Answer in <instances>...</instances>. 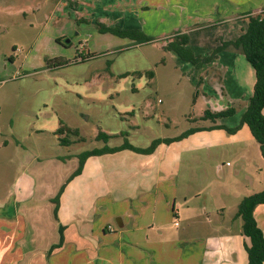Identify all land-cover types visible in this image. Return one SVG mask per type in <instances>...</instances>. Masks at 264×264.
<instances>
[{"label": "rangeland", "instance_id": "374dc122", "mask_svg": "<svg viewBox=\"0 0 264 264\" xmlns=\"http://www.w3.org/2000/svg\"><path fill=\"white\" fill-rule=\"evenodd\" d=\"M24 7L19 1L0 0V215L8 217L14 211L20 215L26 230L19 245L36 240L33 253L44 257L39 264H45V247L59 239L51 199L77 168L80 153L119 147L125 141L146 149L156 139H173L197 128L202 130L161 142L150 154L133 152L141 158L116 156L93 164H172L171 179L179 193L199 195L201 200L209 197V226H218L223 219L231 234L236 232L241 220L230 222L228 217L235 214L240 199L263 190L264 161L254 141L223 149L201 141L202 131L224 130L207 128L226 118L202 122L211 106L201 98L208 80L199 70L214 57L195 54L188 42L185 47L194 57H210L196 67L166 49L170 38L148 37L153 40L141 43L138 38L102 33L98 23L89 21L74 28L63 24L61 29L72 33L65 32L66 37L55 42L51 33L55 27L45 22L44 10H35L36 18ZM245 110L233 118L238 124L229 129L240 125ZM221 126L228 128L226 122ZM241 126L234 133L224 131L235 134ZM99 134L109 139H98ZM60 140L71 144L61 145ZM160 145L164 148L159 152ZM100 204L109 206L110 198L100 195L96 205ZM197 215L199 222H206L202 213ZM176 217L170 223L182 232L187 223H176ZM212 236L218 240V234ZM206 237L203 232L194 234L195 239ZM208 243L211 259L218 245H211L212 239ZM88 253L90 259L93 251ZM150 253L144 250L142 256L147 264L156 260Z\"/></svg>", "mask_w": 264, "mask_h": 264}, {"label": "crops", "instance_id": "0c3cea01", "mask_svg": "<svg viewBox=\"0 0 264 264\" xmlns=\"http://www.w3.org/2000/svg\"><path fill=\"white\" fill-rule=\"evenodd\" d=\"M14 1L30 9L29 13L36 18L39 15L34 13L35 10H44L45 22L55 27L51 31L55 42L66 37V29H61L65 23L74 28L78 22L89 21L117 26L121 30H139L153 39L172 40L174 34H186L189 46L202 58L211 55L221 42L237 39L247 26L246 16L264 10V0ZM23 15L27 13L23 12ZM199 73L208 80L207 85L201 87L206 93L201 98L207 106H211L207 109L211 113L228 107L235 110L232 116L216 124L225 125L226 122L228 128L234 127L238 122L235 123L233 118L247 108L253 94V68L243 54L228 48L203 64ZM262 113L264 115V108ZM200 134L201 141L215 148L256 142L246 125H242L235 134H227L224 130L202 131ZM208 134L213 136L206 137ZM162 148L164 146L160 145L157 150L160 152ZM116 156L141 158L129 150L89 157L82 172L65 184L53 226L54 229L57 227V231L59 225L64 228V242L49 256L47 248L55 242L45 247V264H147V260L142 259L144 250L151 252V258L156 257L151 264H247L245 245L249 241L241 234V225L236 224L239 228L233 234L223 219L220 225L210 227L207 215L209 197L201 200L199 195L185 191L179 193L176 180L171 179L172 164H93L98 160L110 161ZM183 183L186 186L187 179ZM100 195L110 198L109 206L96 205ZM200 200L203 202L201 212L197 207ZM114 203L121 206L115 208ZM238 205L234 207L235 214ZM179 212L183 214V219ZM217 212L221 217L224 215L221 209ZM198 213L206 218L205 223L199 222ZM174 214L177 216L176 223H187L182 232L170 223ZM235 214L228 217L230 222L240 221L234 217ZM19 217L16 211L8 217L0 215V264H39V259L43 261L44 257L33 253L36 240L19 245L23 243L26 230ZM253 217L264 236V204L254 208ZM197 231L207 237L204 240L195 239ZM210 233L218 234L219 237H215L218 240H213ZM209 238L212 239L211 245L219 247L214 245L217 247V252H213L216 257L211 259ZM83 250L93 251L90 259L88 251Z\"/></svg>", "mask_w": 264, "mask_h": 264}, {"label": "trees", "instance_id": "16d2710c", "mask_svg": "<svg viewBox=\"0 0 264 264\" xmlns=\"http://www.w3.org/2000/svg\"><path fill=\"white\" fill-rule=\"evenodd\" d=\"M247 26L243 33L234 41L221 42L220 46L212 51L210 57L215 55L221 50L232 48L244 55L246 61L251 65L255 72V83L253 87V94L249 98V102L245 112L243 113L240 125H246L253 136L254 140L259 146L260 153L264 159V115L262 110L264 108V10L260 13L246 16ZM99 30L102 33H111L115 36L122 38H138L141 43L150 42L153 39L148 38L139 30H121L118 28H109L102 24H97ZM57 42L60 39L56 40ZM188 44V36L186 34H174L172 40L166 46L167 50L174 51L182 60L193 63L196 67H199L202 62L209 61V58L201 59L194 57L192 52L185 46ZM234 108H229L217 113H211L205 110L203 120H215L223 117H229L234 114ZM233 129L226 128L221 125H213L207 128L208 130L224 129L228 133H234L239 127ZM202 128L189 129L182 133L180 136L173 139H156L146 149L137 148L127 141L123 142L119 147L104 146L100 149H93L91 151H84L78 155V166L75 171L69 176L67 181L71 180L75 176L82 172L84 162L87 158L92 156H101L105 154L116 153L122 150H129L138 154H150L161 142L170 143L172 141H178L183 137L190 135L196 131H200ZM58 132H62V127L58 129ZM98 139H109L106 134H99ZM60 144L68 146L71 144L68 140H60ZM64 185H62L56 196L51 199L54 204L53 217L57 220V211L59 207V198L63 192ZM264 204V189L261 192L245 197L238 205L235 218L241 220V234L245 236L249 244L245 245V252L247 255V264H263L264 262V236L260 228L257 226L253 217L254 208L257 205ZM63 227L58 226L59 239L56 244L50 246L47 256L58 248H61L64 242Z\"/></svg>", "mask_w": 264, "mask_h": 264}, {"label": "flooded vegetation", "instance_id": "af4514ba", "mask_svg": "<svg viewBox=\"0 0 264 264\" xmlns=\"http://www.w3.org/2000/svg\"><path fill=\"white\" fill-rule=\"evenodd\" d=\"M59 43H60V41H59Z\"/></svg>", "mask_w": 264, "mask_h": 264}]
</instances>
